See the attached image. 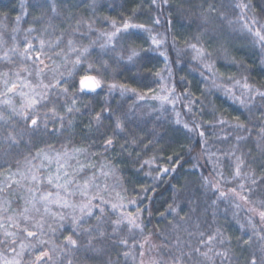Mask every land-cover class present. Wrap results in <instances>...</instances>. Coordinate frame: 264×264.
Returning <instances> with one entry per match:
<instances>
[{
	"label": "snow or ice",
	"instance_id": "snow-or-ice-1",
	"mask_svg": "<svg viewBox=\"0 0 264 264\" xmlns=\"http://www.w3.org/2000/svg\"><path fill=\"white\" fill-rule=\"evenodd\" d=\"M102 7L20 0L0 24V264H264V0Z\"/></svg>",
	"mask_w": 264,
	"mask_h": 264
},
{
	"label": "trees",
	"instance_id": "trees-1",
	"mask_svg": "<svg viewBox=\"0 0 264 264\" xmlns=\"http://www.w3.org/2000/svg\"><path fill=\"white\" fill-rule=\"evenodd\" d=\"M111 2H112V0H100V3L104 4L105 7L100 8L98 10V12H97V15H99V16H110V17H113V18H118L119 14L121 12H126L127 9L129 7H131L132 4H133V0H117L118 3H124L125 7L124 8H116L115 10H113L112 7L107 6ZM19 5H20V0H0V24L7 25L9 30L12 27L15 26L14 25V18H15L16 15L19 14ZM185 7H188V5L185 4ZM4 13H7V15H8V19L7 20L3 19ZM80 15H83L84 17L88 18V17L91 16V13L89 11H87L86 8H82L80 10ZM141 20H143V17L141 18ZM22 27H28V24H23ZM37 27H39V26L37 25ZM62 27H63V25H62ZM95 27L99 28V29H106L107 25L105 23H102L101 21L98 20L96 22ZM159 30L163 31V29H159ZM174 31H176V33L178 35V39L181 42L183 41V39L187 35H190V32H191V30L184 29V28L180 27L179 25L177 26L176 29H174ZM5 38L8 39V33L7 32H5ZM93 38H95V36H93ZM8 43H9V45L11 44V40L10 39L8 40ZM82 43L83 44H87L88 40L84 39V40H82ZM181 46H183L182 43H181ZM170 54H171V51H170ZM232 54L233 55H237L238 57H243L246 60H249V57L245 54V51L239 47V44H235L234 45ZM91 59H93V60L95 59V53H93V56L91 57ZM105 59H107V57H105ZM249 62H251V61L249 60ZM225 63L226 62H224V61H218L217 62V67L222 72L227 71L229 73H236V69L235 68H230V69L225 68ZM161 65H162V61H160L157 64L158 67L161 66ZM7 66L8 65H6V64L0 65V67H7ZM192 69H195V65L194 64L190 65L188 67H185L183 71H179L178 75L179 76H187L188 80L192 81L193 85H196L202 79V77L200 76L198 70H192ZM133 71H135V70H133ZM81 74H83V73H81ZM251 75L255 78L256 81L264 82V73L260 72L259 69H257L253 73H251ZM116 78L118 80H121V81L127 80V82L130 83L132 86H137L136 81L134 79H132V73H130V72L126 71V72H124L123 76H117ZM201 87H202V85H201ZM192 90L195 92V94L197 96L200 95V93L198 91H196L195 87H193ZM104 95H106V91L102 92L100 97L96 98V99H93L92 96H85V97H82L81 99L84 100L85 102L91 101L92 104L96 107V109L99 110V107L101 106V101L103 100ZM210 99L215 100L217 105H219L220 102H221L219 99H216V97H211ZM224 107L228 108V105L224 104ZM228 111L231 112V109L228 108ZM233 114H235V113H233ZM82 119H86V118H82ZM205 119H208V117H205ZM176 139L181 141V142H183V143H186L184 141V137H183L182 134H177L176 135ZM74 144L75 145L80 144V137H76V139L74 141ZM217 146L218 147H222V148L226 147V145H217ZM247 149H251L253 154L254 155L256 154V148H255V145L253 143H249L246 146L245 150H247ZM172 150L177 151V152L181 151L180 145L179 144L173 145V149ZM198 151H199V147L197 146L195 151L192 153V156H195ZM150 154L151 153H149V155ZM164 154L168 155V154H171V153L170 152H166ZM184 159L188 161L187 163L184 164V169L187 170V169H189L191 167V165H192V163L194 161L189 159L188 156H185ZM160 163H163V161H160ZM127 174L130 175V176H133L135 179H139L142 182L150 183V180L145 181L142 175L140 177H135V175L132 172H128ZM182 175H183V173H182ZM177 179H179V178H177ZM172 183H177V180L174 179L172 181ZM159 191L162 193L161 199L169 197V195H170V188H169V186L167 184L161 186ZM160 210L163 211V207H161ZM153 222L154 223H158L161 228H163L165 226L163 222L159 221V219H155Z\"/></svg>",
	"mask_w": 264,
	"mask_h": 264
},
{
	"label": "rangeland",
	"instance_id": "rangeland-1",
	"mask_svg": "<svg viewBox=\"0 0 264 264\" xmlns=\"http://www.w3.org/2000/svg\"><path fill=\"white\" fill-rule=\"evenodd\" d=\"M76 146H80V144H78V145H76ZM57 147H59V145H58ZM70 147H71V145H70ZM52 170L55 171V166H54V165L52 166ZM18 206H19V205H14V207H18Z\"/></svg>",
	"mask_w": 264,
	"mask_h": 264
}]
</instances>
